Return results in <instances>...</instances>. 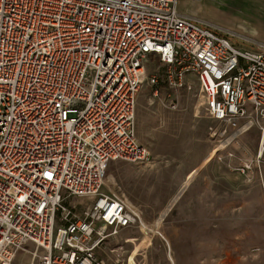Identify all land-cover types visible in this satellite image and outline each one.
<instances>
[{"label": "built area", "instance_id": "obj_1", "mask_svg": "<svg viewBox=\"0 0 264 264\" xmlns=\"http://www.w3.org/2000/svg\"><path fill=\"white\" fill-rule=\"evenodd\" d=\"M179 1L0 0V264H127L107 245L139 213L106 172L150 161L135 111L154 60L168 86L196 79L225 138L264 140V47L233 46Z\"/></svg>", "mask_w": 264, "mask_h": 264}, {"label": "rangeland", "instance_id": "obj_2", "mask_svg": "<svg viewBox=\"0 0 264 264\" xmlns=\"http://www.w3.org/2000/svg\"><path fill=\"white\" fill-rule=\"evenodd\" d=\"M255 1L261 9L252 0H181L179 10L233 46L256 50L264 47V0ZM147 75L158 83L141 87L135 121L150 161H113L106 172V183L138 210L139 220L110 238L107 250L119 249L127 264H264L259 128L225 138L207 118L193 76L168 86L158 60L148 64Z\"/></svg>", "mask_w": 264, "mask_h": 264}, {"label": "crops", "instance_id": "obj_3", "mask_svg": "<svg viewBox=\"0 0 264 264\" xmlns=\"http://www.w3.org/2000/svg\"><path fill=\"white\" fill-rule=\"evenodd\" d=\"M181 1V0H180ZM180 1H179V4H180ZM191 5H197V4H199V3H201L202 2V0H187ZM252 1H254V3L256 4V6L258 7V8H260L261 9V6H259L260 5V3L259 2H257V1H255V0H252ZM179 4H178V12L180 13V14H182L183 16H187V17H190V18H193L194 20H196V21H198V22H201V23H204L205 25H207V23H205L203 20H201V19H198V18H196V17H193L192 15H190V14H187V13H184V11H181V10H179ZM260 9H258V10H260ZM259 15H260V17L264 20V15H262V13H260V11H259ZM208 27H209V25H207ZM211 29H214V28H212V27H210ZM215 30V29H214ZM216 31V30H215ZM259 150L257 151V154L259 155ZM202 165V164H201ZM200 165V167H203V166H201ZM206 165V164H205ZM193 171H195V170H193ZM27 261H28V257L27 256H24V255H22V254H20L19 255V257H18V262H19V264H26L27 263Z\"/></svg>", "mask_w": 264, "mask_h": 264}, {"label": "bare ground", "instance_id": "obj_4", "mask_svg": "<svg viewBox=\"0 0 264 264\" xmlns=\"http://www.w3.org/2000/svg\"><path fill=\"white\" fill-rule=\"evenodd\" d=\"M263 143H264V140L261 141V144H260V154H261V150H262ZM117 260H118V263H119V262L122 261L123 259H122L121 256H119V257L117 258Z\"/></svg>", "mask_w": 264, "mask_h": 264}]
</instances>
